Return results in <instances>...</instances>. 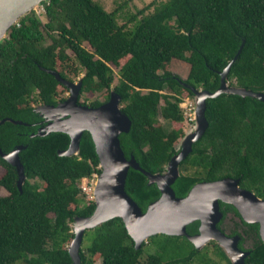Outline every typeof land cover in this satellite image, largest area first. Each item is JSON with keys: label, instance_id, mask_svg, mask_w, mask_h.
Returning a JSON list of instances; mask_svg holds the SVG:
<instances>
[{"label": "trees", "instance_id": "16d2710c", "mask_svg": "<svg viewBox=\"0 0 264 264\" xmlns=\"http://www.w3.org/2000/svg\"><path fill=\"white\" fill-rule=\"evenodd\" d=\"M41 5L46 22L31 10L0 40V121L7 119L0 124V150L23 145L18 155L25 173L20 191L15 168L0 156L5 170L0 187L8 192L0 195V264H73L66 247L74 237L71 223L95 208L93 201L85 202L80 187L83 178L101 172L90 133L83 131L75 155L60 154L69 147L67 133L35 135L46 123L32 102H59L60 82L49 70L68 81L64 70L75 75L80 70L70 62L68 49L84 71L81 94L96 88L120 96L121 110L131 122L129 131L119 135L120 145L126 158L132 155L151 174L163 173L178 153L173 144L181 131L159 124V117L184 120L181 93L193 95L186 85L213 93L230 64L229 86L264 92V0H164L148 14H143L148 7L140 10L132 27L118 24V9L107 11L96 0H44ZM171 60L188 64L185 79L159 73ZM110 64L118 67L114 86ZM110 92L104 102L93 100L90 107L109 101ZM204 114L203 134L178 165L180 174L172 184L176 196H186L198 182L228 177L264 199V102L221 93L206 98ZM125 190L143 212L161 195L134 168L128 170ZM220 210L223 218L228 212L239 218L228 235L240 236L239 248L249 252L245 263L264 264L258 224L245 222L231 204L220 202ZM198 225L188 224L187 233L196 234ZM86 236L79 250L81 264H94L95 257L101 264H218L207 248L167 234L150 236L155 250L142 259L146 243L137 249L119 217L86 229ZM246 241H251L249 247H244ZM212 242L215 255L232 264Z\"/></svg>", "mask_w": 264, "mask_h": 264}, {"label": "water", "instance_id": "95a60500", "mask_svg": "<svg viewBox=\"0 0 264 264\" xmlns=\"http://www.w3.org/2000/svg\"><path fill=\"white\" fill-rule=\"evenodd\" d=\"M42 1L44 0H0V40L6 36L7 30L20 17L34 10ZM229 65L221 72L220 85L213 93L185 84L197 98L195 111L197 127L185 136L183 141H186V145L182 144L181 150L171 158L165 171L157 174L145 171L132 155L130 158H126L122 150L119 135L129 131L131 122L118 106L120 104L118 94L112 91L109 101L96 108L81 104L76 100L80 93V80L79 83L73 84L60 77L57 71L49 70L60 83L71 89L72 96L67 102L71 108L69 112L63 113L57 118L42 117L41 123L45 122L46 125L40 127L35 135H45L55 131L67 133L70 137V144L68 149L60 154L75 155L78 153L83 131H88L94 142L101 170L94 189L95 208L92 214L87 217H75L73 221L74 237L67 247L73 264H81L79 250L85 230L94 228L114 217L122 219L137 249L150 236L156 234L176 235L186 237L198 249L209 241H215L232 264H246L245 258L249 252L239 248L240 236H229L218 226L219 221L223 218L220 202L231 204L245 222L257 223L259 236L264 242V199L256 196L253 191L241 187L239 179L226 177L210 182L201 181L194 184L184 197H177L172 188V184L180 174L178 167L180 161L191 151L192 143L203 134L207 126L204 114L206 98L228 93L250 96L264 102V92H253L227 84L225 78ZM58 106L59 104L55 106L42 105L39 108L45 113L49 110H57ZM80 113L86 114L88 126L76 125L69 130L65 127L50 129L51 123L56 119L77 118ZM38 114L43 116V113ZM5 120L7 119H2L0 124ZM11 121L22 124L21 121ZM23 148V145H17L6 153L0 150L1 158L16 170L17 187L20 191L25 180V173L18 154ZM129 168L141 171L148 178L149 184L155 183L160 190L159 198L151 202L144 212L125 190ZM208 187L210 190L207 189ZM201 188L206 189L205 195L201 192ZM194 221L199 222L198 232L190 235L187 233L186 227ZM81 222L86 223L79 227L78 224Z\"/></svg>", "mask_w": 264, "mask_h": 264}, {"label": "rangeland", "instance_id": "374dc122", "mask_svg": "<svg viewBox=\"0 0 264 264\" xmlns=\"http://www.w3.org/2000/svg\"><path fill=\"white\" fill-rule=\"evenodd\" d=\"M96 1L99 2L103 6V8L107 11H113L115 9L116 10L118 9V12L116 14L118 24L121 25V24L128 22V27H132L135 24V21L139 17H141V14H139L140 10H143L146 7H148L146 10H144L145 12L143 13V14L145 13L148 14L153 11V8L155 7V5L159 4L161 1H164V0H96ZM34 11H35V15L38 18H40L42 22H46L47 18L45 15L44 8L41 4L38 5ZM132 16L135 17L134 20L131 19ZM47 43H50V40L48 38L46 39V44ZM83 46L87 50H90V47L86 42L83 43ZM66 52L71 58L70 62L77 65V67L80 70L77 75H75L73 72H70L69 70H64V72L65 74H67L68 78L71 80L70 82H72L73 84H77L79 83L80 78L83 76L84 71L77 64L76 60L73 57L72 51L68 49ZM125 60H126V57L121 59L119 64L122 65L125 62ZM110 67L112 68L114 72V80L112 83V86H114L118 81V67L112 64H110ZM60 69L61 67L58 65L57 70H60ZM188 70H189L188 64L185 63L184 61L171 60L170 62L164 64V67L161 70H159V73L169 71L179 76L180 78L185 79L187 77ZM56 89H57L56 91L58 94L57 101H59L58 102L59 104L58 108H59L61 105L65 106L66 104H68L67 102L72 96V91L67 85L63 83H60V85H58ZM109 92L110 91H106V90L97 91V89L94 88L90 92L78 94L76 100L81 104L90 106L89 104L93 102V100L104 102L106 95L109 94ZM181 97H182V102L180 103V107L183 109V113H184V120L182 122H169V121L163 120L162 117H159V124L166 126L169 129H175V130L181 131V136H179L173 144L175 149L178 152L182 148L183 139L185 138V136L188 133L193 132L197 127L196 118H195V111L197 108V98L195 97L194 94L192 96L188 95V92L186 90L182 91ZM162 103L163 102H161V104ZM32 105L35 107V110L38 113H43V116L41 117H45V118L47 117V114L44 113L43 110L39 108L42 105L36 104L34 102H32ZM118 106L119 108H121L122 104L121 105L119 104ZM4 172H5L4 168L0 165V176L4 174ZM97 178H98V175H93L91 178H88V179L83 178L80 181V187L85 195L84 197L85 202H89V201L94 202L93 194H94V189H95V185L97 182ZM7 194L8 192L4 188L0 187V195L4 196ZM235 223H238V219L230 213L229 215H227L226 220L223 221L222 228L224 229L226 233H229ZM71 228H72V232H74V222L71 223ZM87 240H88V236H86L85 239L82 240L81 245L83 247L85 246ZM69 242L67 243L66 247H69V244H70ZM144 243H146V246L144 247V253H143L142 259L146 257V254H148V252H153L155 250L154 246L149 243V238H147L144 241ZM213 243L214 242L209 241L204 246H202L200 249L207 248V251L210 257L218 264H227L225 260L215 255V252H214L215 249H214ZM250 245H251V241H246L244 243V247H249ZM196 260H198V258ZM94 264H101V259L99 257H95ZM193 264H200V263L195 261Z\"/></svg>", "mask_w": 264, "mask_h": 264}, {"label": "bare ground", "instance_id": "6f19581e", "mask_svg": "<svg viewBox=\"0 0 264 264\" xmlns=\"http://www.w3.org/2000/svg\"><path fill=\"white\" fill-rule=\"evenodd\" d=\"M70 108L71 107L68 104H66L65 106L61 105L57 110L53 109V110H49L48 112H45V113L47 114V117H49V118H57L61 114L69 112ZM85 115L86 114H84V113H80L77 118L66 119V120H60L58 118L53 123H51L50 129L64 128L65 127L67 130H69L70 128H72L76 125L88 126V119ZM183 144L186 145V141H183ZM207 189L210 190V187H208ZM200 190L204 195L207 192L205 188H201ZM85 223L86 222H81L78 224V226L81 227Z\"/></svg>", "mask_w": 264, "mask_h": 264}, {"label": "flooded vegetation", "instance_id": "af4514ba", "mask_svg": "<svg viewBox=\"0 0 264 264\" xmlns=\"http://www.w3.org/2000/svg\"><path fill=\"white\" fill-rule=\"evenodd\" d=\"M231 212H228L227 214H226V216L223 218V221L224 220H226V218H227V215H229ZM234 217H236L233 213H231ZM237 219H238V222H239V218L238 217H236ZM220 223V222H219ZM222 224H223V222H222ZM222 224L219 226V228L221 229V230H223V232H225L224 231V229L222 228ZM234 226V225H233ZM238 231H240L241 232V230L238 228ZM226 233V232H225ZM228 234V233H227Z\"/></svg>", "mask_w": 264, "mask_h": 264}]
</instances>
